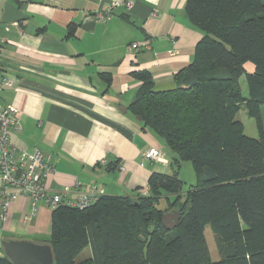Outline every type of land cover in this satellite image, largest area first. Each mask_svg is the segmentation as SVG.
Instances as JSON below:
<instances>
[{
  "label": "trees",
  "instance_id": "16d2710c",
  "mask_svg": "<svg viewBox=\"0 0 264 264\" xmlns=\"http://www.w3.org/2000/svg\"><path fill=\"white\" fill-rule=\"evenodd\" d=\"M185 11L203 34L190 63L164 90L136 71L140 85L128 105L161 140L173 169L151 172L146 194L138 187L83 208L58 205L41 242L52 264H264V0H186ZM242 104L255 137L236 117ZM184 161L196 177L187 189L178 173ZM171 210L180 217L167 229L162 216ZM86 247L90 254L76 261ZM0 264L12 262L4 255Z\"/></svg>",
  "mask_w": 264,
  "mask_h": 264
},
{
  "label": "crops",
  "instance_id": "0c3cea01",
  "mask_svg": "<svg viewBox=\"0 0 264 264\" xmlns=\"http://www.w3.org/2000/svg\"><path fill=\"white\" fill-rule=\"evenodd\" d=\"M112 1L0 0V58L12 80L0 105L17 109L10 139L49 154L48 186H69L70 198L76 183L125 195L145 188L151 172L172 170L161 140L128 110L140 85L134 73L148 71L157 90L173 88L203 35L186 0H129V9L116 0L109 20L98 21L95 13ZM149 148L161 149L160 159H145ZM50 227L42 201L19 198L0 228V251L9 239L42 244Z\"/></svg>",
  "mask_w": 264,
  "mask_h": 264
},
{
  "label": "built area",
  "instance_id": "2783aa9c",
  "mask_svg": "<svg viewBox=\"0 0 264 264\" xmlns=\"http://www.w3.org/2000/svg\"><path fill=\"white\" fill-rule=\"evenodd\" d=\"M25 1V0H18ZM120 1H112L103 10L95 13L98 21H108L113 8L118 6ZM122 4L129 9L132 3L125 0ZM147 46L148 43L141 42ZM139 46L138 42L130 44L131 49ZM12 84V80L4 75L0 58V89L3 86ZM17 109L12 104L0 105V228L8 217L9 209L19 198L25 197L36 204L42 203L51 211L60 204L83 208L94 202L103 194V189L95 184L81 186L76 183V196H67L70 187L66 186L60 190H51L48 186V179L54 169L50 155L34 147L28 150L16 145L10 139L12 129L16 128L17 121L15 114ZM159 148H149L142 153L145 159H160ZM142 194L147 193V187L143 188ZM1 240V234H0Z\"/></svg>",
  "mask_w": 264,
  "mask_h": 264
},
{
  "label": "water",
  "instance_id": "95a60500",
  "mask_svg": "<svg viewBox=\"0 0 264 264\" xmlns=\"http://www.w3.org/2000/svg\"><path fill=\"white\" fill-rule=\"evenodd\" d=\"M180 213L176 210L166 212L162 223L167 228L176 226ZM5 255L12 264H52L53 255L49 245L34 243L29 240L9 239L2 241Z\"/></svg>",
  "mask_w": 264,
  "mask_h": 264
},
{
  "label": "rangeland",
  "instance_id": "374dc122",
  "mask_svg": "<svg viewBox=\"0 0 264 264\" xmlns=\"http://www.w3.org/2000/svg\"><path fill=\"white\" fill-rule=\"evenodd\" d=\"M239 84H240L241 92L244 95H246L247 93L246 82L243 76L240 77ZM236 117L243 123L244 132L246 134H248L249 136H253V137L257 136V129L255 126L254 119L247 115L243 104L240 106V109L237 112ZM262 118H263V123H264V109H262ZM173 167L175 169V166ZM178 173H179V176L184 181L183 189H187L189 185L194 184L196 182L195 172L190 162L188 161L182 162L178 168ZM204 234H205L206 242H207V245L210 249L212 256L216 257V237L209 224L205 226ZM4 254H5V251H4ZM88 254H90V248L86 247L77 256L76 261L85 258ZM0 256H4L2 251H0Z\"/></svg>",
  "mask_w": 264,
  "mask_h": 264
}]
</instances>
